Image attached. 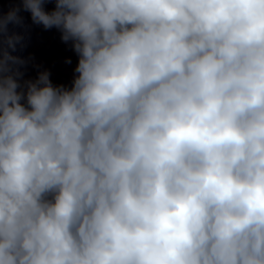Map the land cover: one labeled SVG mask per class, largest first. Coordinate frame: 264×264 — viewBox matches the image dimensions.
Here are the masks:
<instances>
[{"label":"clouds","instance_id":"clouds-1","mask_svg":"<svg viewBox=\"0 0 264 264\" xmlns=\"http://www.w3.org/2000/svg\"><path fill=\"white\" fill-rule=\"evenodd\" d=\"M6 2L0 264H264V0Z\"/></svg>","mask_w":264,"mask_h":264}]
</instances>
